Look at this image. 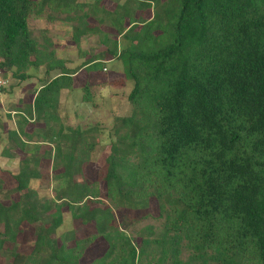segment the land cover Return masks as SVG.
<instances>
[{
    "label": "trees",
    "instance_id": "trees-1",
    "mask_svg": "<svg viewBox=\"0 0 264 264\" xmlns=\"http://www.w3.org/2000/svg\"><path fill=\"white\" fill-rule=\"evenodd\" d=\"M47 10L79 22L76 44L107 21L116 31L104 33L103 50L70 68L54 52L44 54L31 30V16ZM110 60H120L134 81L131 107L116 118L102 179L80 181L76 148L86 144L82 155H99V129L64 127L61 97L76 89L80 72L102 71ZM43 64L48 77L22 103L3 151L23 165L15 176L18 198L0 180V259L264 264V0H0V70L25 78ZM90 87L83 85L84 102L93 99ZM64 139L72 142L66 151ZM32 141L38 146L28 152ZM54 141L61 183L48 200L32 182L50 184L38 167ZM152 199L163 233L137 246L120 229L115 208L147 210ZM67 213L96 232L83 235L76 225L60 234ZM152 242L160 246L157 259L147 254ZM183 242L192 251L188 262Z\"/></svg>",
    "mask_w": 264,
    "mask_h": 264
},
{
    "label": "rangeland",
    "instance_id": "rangeland-1",
    "mask_svg": "<svg viewBox=\"0 0 264 264\" xmlns=\"http://www.w3.org/2000/svg\"><path fill=\"white\" fill-rule=\"evenodd\" d=\"M50 12V10H47L40 16L32 15L30 18L31 30L39 42L40 50L44 54L54 52L55 57L64 60L66 66L70 68L79 66L87 57L103 50L105 45L101 43V38L104 33L116 31L113 26L108 25L107 21L102 26L100 25V31L91 33L88 37L84 36L80 44H76L73 41V31L74 25H78L79 22L69 19L66 14L58 15ZM49 14L52 17H49ZM99 16L103 17L104 14L101 13ZM91 25V27L99 25L98 20H93ZM105 66L106 68L103 67L102 71L80 72L75 79L78 84L76 89L64 90L61 97V121L64 127L76 128L79 126L81 129L97 127L99 129L96 135L101 142L99 155L95 154V152L89 157L82 155L81 151L86 149V144H78L76 148L77 155L83 163L82 174L77 177L80 181L83 178L89 182L102 179L101 172H103L102 169L106 163V158L111 152V142L117 138L114 134L116 118L128 114L131 107L128 94L134 85V81L126 79L124 64L120 60H110ZM0 72L3 74L6 72L10 82L3 92V104L0 106V180L3 183V187L10 191L11 198L16 199L19 196V192L14 191L17 186L15 176L19 173L23 164L19 158H10L3 154L5 147L10 143L8 130L18 126L17 121L20 116L19 111L22 109V103L31 97L34 90L39 88L48 76H46V64L39 67H30L26 71L28 76L25 78L15 76L11 70H0ZM56 72V70L53 71L52 75ZM86 83L91 86L93 99L90 102L82 101L84 94L83 85H86ZM35 118L36 116L34 115L31 120L35 121ZM34 140L41 139L37 138ZM38 142H28L26 151H35ZM60 144L62 149L66 151L70 149L72 142L64 139ZM55 154L57 155L56 141L53 143L51 157L45 160V166L38 167V170L45 179L49 180L50 184L48 182L42 184L39 179L32 182V188L35 189L37 194L44 196L48 200L52 198L55 189L61 183V180H56V176L60 175L62 171L53 167L56 162ZM63 157V159H58V161H65V155ZM107 203L113 205L110 200ZM148 207L147 210H136L129 207L115 208L120 229L126 232L137 246L144 239H158L163 233L164 219L158 215L157 201L152 199ZM76 225L77 231L83 233V235L96 232L94 224L90 227L81 226L79 221H72L70 213H67L59 233H68ZM97 242H99V246L103 244L101 238ZM159 248L160 246L152 242L147 251L150 259L152 257L157 259ZM1 251L7 252L8 250L3 249ZM191 254L192 251L183 242L181 259L184 262H188ZM0 264H10V261L0 259Z\"/></svg>",
    "mask_w": 264,
    "mask_h": 264
},
{
    "label": "built area",
    "instance_id": "built-area-1",
    "mask_svg": "<svg viewBox=\"0 0 264 264\" xmlns=\"http://www.w3.org/2000/svg\"><path fill=\"white\" fill-rule=\"evenodd\" d=\"M9 79L4 77L3 74L0 72V106L3 104V92L4 88L9 86Z\"/></svg>",
    "mask_w": 264,
    "mask_h": 264
}]
</instances>
